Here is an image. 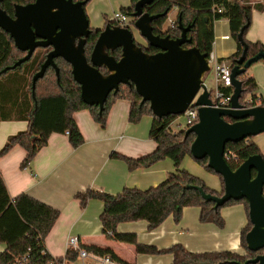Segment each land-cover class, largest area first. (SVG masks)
<instances>
[{
	"label": "trees",
	"instance_id": "16d2710c",
	"mask_svg": "<svg viewBox=\"0 0 264 264\" xmlns=\"http://www.w3.org/2000/svg\"><path fill=\"white\" fill-rule=\"evenodd\" d=\"M33 1L3 0L1 7L8 15L14 17L16 5H25ZM74 1H88L89 4L92 0ZM137 1L132 0V7L123 8L121 12L131 18L134 4ZM174 8H177L178 11L175 19L176 26L166 29L165 24L168 21V16ZM144 10L150 15L167 13L166 16L153 22L154 34L156 35H170L172 38H178L181 35L178 28L180 17L184 26L194 24L188 33V37L193 42L191 45L186 44L184 47H197L203 54L208 56L213 51L215 42L214 23L220 20H228L232 37L238 44L237 52L226 60L232 69L237 66L240 69L244 67V64H239L244 46L238 41V35L248 23L249 27L244 33V40L248 45L247 59L264 52V44L260 42L252 43L246 38L252 24L253 11H264V4L262 3H253V0H154ZM108 24L111 23L108 22ZM99 34L100 30L93 29V33L88 39L86 46L88 58L93 51ZM144 49L151 54L158 52L157 49L152 47H144ZM51 50L52 48L38 49L29 61L0 76V123L26 121L29 125L26 131L8 138L6 144L0 150V158L6 156L15 147H21L27 153L21 165L25 169L30 166L41 149L47 146L50 136L54 133L67 134L70 144L74 148H78L84 144V137L74 119L76 112L89 111L93 119L104 128L107 126L109 112L113 104L118 99L129 100L132 102L131 123H138L144 116L152 117L150 138L157 143V149L150 155L140 159H130L122 156H119V158L124 159L132 171L139 168H150L159 161L170 159L174 162L175 171L168 176L165 182L147 190L126 187L117 195L94 190L79 193L77 198L83 207L92 199L99 200L104 204L100 216L103 234L109 239L134 245L137 253L140 254H172L173 264H243L247 260L264 253V250L251 253L247 249L246 235L252 228L249 215V223L241 233V245L244 248L245 255L229 251L192 253L180 244L168 250L160 251L156 247L139 244L136 234L118 233V226L127 222L147 221L149 229L154 230L171 215L179 221L183 210L187 207H199L201 209V222L214 223L218 228L223 229L225 221L221 215V210L224 207L244 204L248 214L249 204L246 200H232L224 207L215 210L214 203L205 201L198 190L185 188L189 185L199 186L208 194L216 196L224 194L223 179L208 167V159L195 160L191 155V145L195 135L190 134L186 137L185 134L188 128L182 131H175L172 128L178 116L164 118L154 116L150 104H142V98L137 94L134 86H122L118 93H112L105 103L104 111L100 114L98 107L88 106L83 102L81 87L73 79L71 65L59 58L56 59L57 66L60 69L59 80L55 69L49 68L44 78L36 84L35 100L33 97V77L39 72ZM25 55L16 48L10 35L0 29V72L13 66ZM113 55L119 59L121 51L117 50ZM248 71L249 69L238 77L242 82L240 103L247 106V101L251 100L252 106H264V99L257 94V82ZM231 91V88L228 89V92ZM253 139L249 138L239 143H229L227 145L226 152L234 156L232 159L227 160L232 170L238 169L249 157L262 155L260 147ZM187 156H190L211 174L220 177L222 181V191L220 193L209 189L202 180L182 168V163ZM59 216L58 210L27 194H21L12 199L0 174V244L6 246L5 251L0 255V264H12L27 253L31 255L35 262L47 264V257L42 256L41 250L45 246V240ZM85 249L98 255H110L116 262L127 264L118 259L115 253L109 249L97 247H87ZM67 257L69 262L78 260L75 253H68Z\"/></svg>",
	"mask_w": 264,
	"mask_h": 264
},
{
	"label": "water",
	"instance_id": "95a60500",
	"mask_svg": "<svg viewBox=\"0 0 264 264\" xmlns=\"http://www.w3.org/2000/svg\"><path fill=\"white\" fill-rule=\"evenodd\" d=\"M153 1L138 0L134 4L130 27L107 24L100 30L88 58L86 46L93 33L86 13L88 1L34 0L16 5L14 17H11L2 9L3 0H0V29L10 35L19 51L26 54L13 66L3 69L0 76L29 61L38 49L52 48L33 77L35 100L36 84L49 68L55 69L59 80L56 59L61 58L71 65L73 79L81 87L83 102L98 107L100 114L108 97L118 93L122 86H134L142 104L149 103L153 115L158 118L182 116L191 106L197 107L199 120L188 128L185 136L195 135L191 155L195 160L208 159V167L223 179L224 194H208L199 186L185 188L198 190L205 201L214 203L215 210L232 200H246L252 224L246 235V246L251 253L263 251L264 156H251L238 169L232 170L225 153L229 143H239L264 133V106L244 108L240 103L242 82L238 79L252 65L264 60V52L247 59L244 33L248 23L238 35V41L244 46L239 64L244 67L232 69L231 106L215 108L213 92L205 82L212 71L208 55L197 47H184L193 42L188 33L194 24L184 26L180 17L181 35L178 38L154 34L153 22L167 13L150 15L145 12V7ZM132 28L140 33L146 45L136 42ZM144 47L155 48L158 52L151 54ZM117 50L121 51L119 59L113 55ZM243 264H264V253Z\"/></svg>",
	"mask_w": 264,
	"mask_h": 264
},
{
	"label": "crops",
	"instance_id": "0c3cea01",
	"mask_svg": "<svg viewBox=\"0 0 264 264\" xmlns=\"http://www.w3.org/2000/svg\"><path fill=\"white\" fill-rule=\"evenodd\" d=\"M131 7L132 0H92L86 6V13L90 25L93 17L96 19L93 29L102 30L114 13ZM172 12L174 17L171 19L175 20L177 8ZM214 34L213 52L218 59L227 60L237 52L238 44L232 37L228 20L216 21ZM246 38L252 43L264 44V11H253ZM248 73L257 82L258 96L264 99V62L252 65ZM131 110V101L118 99L109 112L104 128L89 111L76 112L74 119L84 137V144L74 148L67 134L54 133L47 146L25 169L21 165L27 153L21 147H15L0 158V174L12 199L27 194L59 211L60 216L45 240L51 255L64 257L69 238L77 236L85 248L109 249L127 264H173L172 254H140L132 244L109 239L102 232L100 220L104 204L92 199L83 207L77 198L79 193L89 190L110 195H117L126 187L147 190L165 182L175 171L174 162L170 159L159 161L150 168L132 171L127 162L119 158L140 159L157 149V143L150 138L152 117L144 116L133 124L130 122ZM28 126L26 121L1 122L0 150L10 136L26 131ZM253 140L264 156V137ZM182 168L202 180L209 189L217 193L222 191L220 177L208 172L190 156L184 159ZM200 215L199 207H187L179 221L171 215L154 230L149 229L147 221L122 223L117 230L120 234H136L139 244L156 247L160 251L180 244L192 253L229 251L245 255L241 233L249 220L244 204L227 206L221 210L225 221L223 229L214 223L201 222ZM5 249L6 246L0 244V255ZM91 264L99 263L91 261Z\"/></svg>",
	"mask_w": 264,
	"mask_h": 264
},
{
	"label": "built area",
	"instance_id": "2783aa9c",
	"mask_svg": "<svg viewBox=\"0 0 264 264\" xmlns=\"http://www.w3.org/2000/svg\"><path fill=\"white\" fill-rule=\"evenodd\" d=\"M254 3H262L264 4V0H256ZM130 17L122 12H116L110 19V23L113 25H117L120 27L128 28L130 27ZM168 22L170 27H175L176 22L171 18H168ZM229 38V37H226ZM209 63L211 65L212 70L215 71L216 76V90L213 92V106L215 108H230L231 99L233 95V79H232V68L228 64L226 60H220L217 58L215 53L212 51L208 56ZM232 89L231 92H228V89ZM252 101H247V106L244 108L257 107L251 105ZM187 120L188 128L195 125L199 120V112L198 108L195 106H191L187 112L184 114ZM234 156H231L229 152L225 153L226 160L232 159ZM68 253H75L78 256V260L82 261L84 264L86 260H91L99 264H119L115 260L112 259L110 255H98L94 252L87 251L79 237L72 236L69 238L67 242V253L64 257H56L49 253L46 248V245L43 246L41 250V254L43 257H47V264H69V260L67 257ZM12 264H39L35 262L34 259L31 258V255L27 253L24 257L15 260Z\"/></svg>",
	"mask_w": 264,
	"mask_h": 264
},
{
	"label": "rangeland",
	"instance_id": "374dc122",
	"mask_svg": "<svg viewBox=\"0 0 264 264\" xmlns=\"http://www.w3.org/2000/svg\"><path fill=\"white\" fill-rule=\"evenodd\" d=\"M256 0H253V3L255 2ZM256 11V10H255ZM174 17V13L171 12L170 13V18H173ZM131 19V18H130ZM96 19L93 17L92 19V25L91 28L95 27L96 26ZM170 25H169V22H167L165 24V28H169ZM133 29V33H134V37H135V40L137 43L141 44V45H146V41L141 37L140 33L134 29ZM206 85L208 86L209 90H211L212 92H215L216 90V76H215V71L212 70L206 77ZM175 131H182V130H186L188 128V125H187V120H186V117L184 115L182 116H178L176 118V121L175 123L173 124V127H172ZM261 135V136H260ZM256 137H253L255 140H260L261 137H264V133L263 134H260ZM258 137V138H257ZM86 262H88L89 264H91V261L89 260H86ZM70 264H82V261H77L76 263H70Z\"/></svg>",
	"mask_w": 264,
	"mask_h": 264
},
{
	"label": "flooded vegetation",
	"instance_id": "af4514ba",
	"mask_svg": "<svg viewBox=\"0 0 264 264\" xmlns=\"http://www.w3.org/2000/svg\"><path fill=\"white\" fill-rule=\"evenodd\" d=\"M132 19H130V21H131Z\"/></svg>",
	"mask_w": 264,
	"mask_h": 264
}]
</instances>
